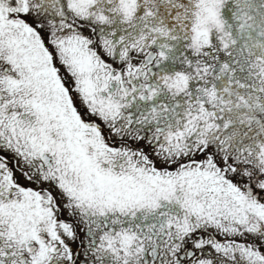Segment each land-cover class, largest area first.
I'll return each instance as SVG.
<instances>
[{
	"label": "snow or ice",
	"instance_id": "snow-or-ice-1",
	"mask_svg": "<svg viewBox=\"0 0 264 264\" xmlns=\"http://www.w3.org/2000/svg\"><path fill=\"white\" fill-rule=\"evenodd\" d=\"M0 264H264V0H0Z\"/></svg>",
	"mask_w": 264,
	"mask_h": 264
}]
</instances>
